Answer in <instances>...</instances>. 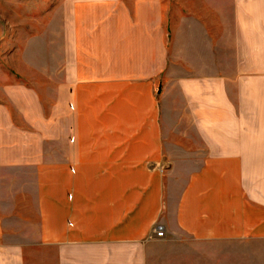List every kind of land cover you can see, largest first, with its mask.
Instances as JSON below:
<instances>
[{"label":"crops","instance_id":"obj_1","mask_svg":"<svg viewBox=\"0 0 264 264\" xmlns=\"http://www.w3.org/2000/svg\"><path fill=\"white\" fill-rule=\"evenodd\" d=\"M174 8L74 15L60 154L10 209L0 199V264H235L236 242L264 250V0ZM12 221L38 249H10Z\"/></svg>","mask_w":264,"mask_h":264},{"label":"rangeland","instance_id":"obj_2","mask_svg":"<svg viewBox=\"0 0 264 264\" xmlns=\"http://www.w3.org/2000/svg\"><path fill=\"white\" fill-rule=\"evenodd\" d=\"M114 1L0 0V199L6 209L12 207L15 188L31 191L36 163L51 161L60 154L57 142L72 105L74 68L68 65L69 23L72 27L74 15L82 8L89 12L91 4ZM179 1L163 0V3L173 9ZM192 1L210 10L213 0ZM235 1L218 0V3L221 9L222 4L229 2L231 6ZM252 2L243 0V3ZM225 11L231 17L230 10ZM255 57L251 52V58ZM18 160L24 172L20 184L15 180V171L20 169H15L14 161ZM9 229L10 249H38L29 242L33 238L32 227H20L12 221ZM0 249L6 248L0 246ZM227 249L236 252L235 264H264L263 248L249 249L246 244L236 242ZM248 254L257 258H246Z\"/></svg>","mask_w":264,"mask_h":264},{"label":"built area","instance_id":"obj_3","mask_svg":"<svg viewBox=\"0 0 264 264\" xmlns=\"http://www.w3.org/2000/svg\"><path fill=\"white\" fill-rule=\"evenodd\" d=\"M154 234L159 238L163 236V230L161 226H156V228H154Z\"/></svg>","mask_w":264,"mask_h":264}]
</instances>
